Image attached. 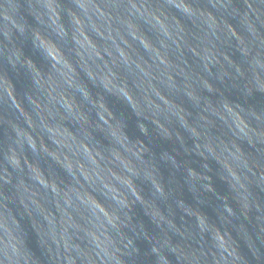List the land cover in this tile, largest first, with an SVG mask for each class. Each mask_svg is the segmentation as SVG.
<instances>
[{
  "label": "clouds",
  "instance_id": "clouds-1",
  "mask_svg": "<svg viewBox=\"0 0 264 264\" xmlns=\"http://www.w3.org/2000/svg\"><path fill=\"white\" fill-rule=\"evenodd\" d=\"M0 264H264V0H0Z\"/></svg>",
  "mask_w": 264,
  "mask_h": 264
}]
</instances>
